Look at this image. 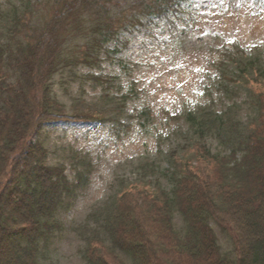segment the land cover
<instances>
[{
    "label": "trees",
    "instance_id": "obj_1",
    "mask_svg": "<svg viewBox=\"0 0 264 264\" xmlns=\"http://www.w3.org/2000/svg\"><path fill=\"white\" fill-rule=\"evenodd\" d=\"M186 2L51 0L37 20L34 6L22 1L1 16L0 264H40L39 245L57 227L55 215L71 191L63 168L48 163L38 138L44 124L102 113L63 111L52 95L53 75L69 63L86 64L91 73L100 55L118 50L122 32L166 19ZM77 35L81 45L71 48L68 39ZM238 54L225 55L228 63L218 62L215 88L230 99L239 90L253 96L258 118L241 130L230 114L233 105L220 112H187L197 139L212 134L227 153L210 155L195 144L180 157L171 153L165 174L170 188L157 180L123 186L97 211L98 228L86 225L88 264H110L102 250L93 248L98 244L109 253L124 252L129 264H264V93L253 87L264 83V57ZM138 118L147 130L151 111L141 109ZM201 154L211 171L216 169L213 175L192 165L191 158L202 159ZM175 213L182 218V232L175 228ZM212 221L229 237L233 259L221 252Z\"/></svg>",
    "mask_w": 264,
    "mask_h": 264
},
{
    "label": "rangeland",
    "instance_id": "obj_2",
    "mask_svg": "<svg viewBox=\"0 0 264 264\" xmlns=\"http://www.w3.org/2000/svg\"><path fill=\"white\" fill-rule=\"evenodd\" d=\"M22 1L34 6L40 20L51 0H0V33L1 16ZM124 1L128 2L118 3ZM77 37L68 39L71 48L79 49L82 40ZM110 45L113 50L115 45ZM117 47L110 55H100L91 73L86 64L69 63L51 79L53 98L63 111L102 113L97 115L100 119L48 122L38 136L47 149L48 163L63 168L71 190L55 215L57 227L39 245L40 264H88L83 255L86 225L98 228L97 211L126 184L157 180L170 188L165 174L171 153L180 157L195 144L205 146L210 155L227 153L212 134L197 139L185 118L187 112L199 115L209 108L220 112L233 105L230 114L241 130L258 118L253 96L239 90L230 99L219 95L214 83L218 62L228 63L225 55L264 57V0H187L180 12L166 19L122 32ZM253 87L264 93V83ZM141 109L151 111L147 130L138 123ZM201 155L202 159L191 158L192 165L213 175L216 169L211 171ZM173 222L182 232L178 213ZM211 226L221 252L233 259L222 226L213 221ZM100 237L107 239L104 234ZM93 248L102 250L110 264L130 262L120 250L109 253L101 244Z\"/></svg>",
    "mask_w": 264,
    "mask_h": 264
},
{
    "label": "snow or ice",
    "instance_id": "obj_3",
    "mask_svg": "<svg viewBox=\"0 0 264 264\" xmlns=\"http://www.w3.org/2000/svg\"><path fill=\"white\" fill-rule=\"evenodd\" d=\"M201 94H203V93H201ZM173 115H174V113H173Z\"/></svg>",
    "mask_w": 264,
    "mask_h": 264
}]
</instances>
